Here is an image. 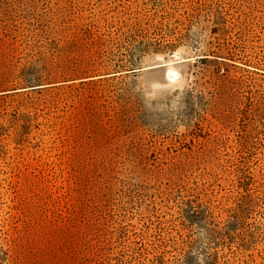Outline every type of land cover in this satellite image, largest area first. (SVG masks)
<instances>
[{"label": "rangeland", "instance_id": "rangeland-1", "mask_svg": "<svg viewBox=\"0 0 264 264\" xmlns=\"http://www.w3.org/2000/svg\"><path fill=\"white\" fill-rule=\"evenodd\" d=\"M264 264V0H0V264Z\"/></svg>", "mask_w": 264, "mask_h": 264}, {"label": "clouds", "instance_id": "clouds-1", "mask_svg": "<svg viewBox=\"0 0 264 264\" xmlns=\"http://www.w3.org/2000/svg\"><path fill=\"white\" fill-rule=\"evenodd\" d=\"M200 264H203L202 259H201V261H200Z\"/></svg>", "mask_w": 264, "mask_h": 264}]
</instances>
